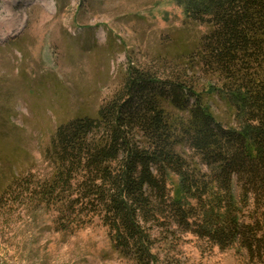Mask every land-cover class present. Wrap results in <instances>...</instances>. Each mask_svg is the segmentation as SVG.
Here are the masks:
<instances>
[{
	"label": "trees",
	"instance_id": "16d2710c",
	"mask_svg": "<svg viewBox=\"0 0 264 264\" xmlns=\"http://www.w3.org/2000/svg\"><path fill=\"white\" fill-rule=\"evenodd\" d=\"M181 4L169 45L59 123L43 171L15 173L0 202L65 231L97 216L134 264H162L155 240L182 233L264 263V0Z\"/></svg>",
	"mask_w": 264,
	"mask_h": 264
},
{
	"label": "rangeland",
	"instance_id": "374dc122",
	"mask_svg": "<svg viewBox=\"0 0 264 264\" xmlns=\"http://www.w3.org/2000/svg\"><path fill=\"white\" fill-rule=\"evenodd\" d=\"M0 0V194L12 176L45 168L57 125L95 114L130 59L143 63L183 26L181 0ZM12 17L14 24L2 23ZM201 27L200 30H204ZM69 231L51 212L0 202V264H134L97 216ZM153 236L158 230L151 228ZM155 240L162 264H264L190 233Z\"/></svg>",
	"mask_w": 264,
	"mask_h": 264
},
{
	"label": "bare ground",
	"instance_id": "6f19581e",
	"mask_svg": "<svg viewBox=\"0 0 264 264\" xmlns=\"http://www.w3.org/2000/svg\"><path fill=\"white\" fill-rule=\"evenodd\" d=\"M40 1H43V3L45 5H47V7L51 10V9H54V1L52 0H40ZM3 22L2 23H10V24H14L15 23V19L12 18V17H9V18H6V19H3L2 20ZM1 22V21H0Z\"/></svg>",
	"mask_w": 264,
	"mask_h": 264
}]
</instances>
